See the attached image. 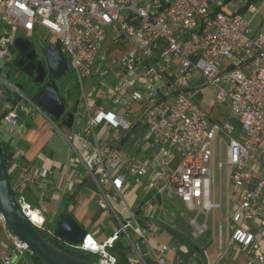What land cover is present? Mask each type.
<instances>
[{
	"label": "built area",
	"instance_id": "obj_1",
	"mask_svg": "<svg viewBox=\"0 0 264 264\" xmlns=\"http://www.w3.org/2000/svg\"><path fill=\"white\" fill-rule=\"evenodd\" d=\"M225 1L0 0V69L16 60L17 37L37 46L36 27L56 35L76 88L72 99H63L65 112L73 114L72 127H60L36 102L29 103L66 142L72 162L83 170L78 179L89 181L97 206L119 225L101 241L84 232L78 244H70L55 235L40 208L13 190L37 231L67 249L97 256L100 264L117 263L111 249L119 237L128 264H170L166 254L175 247L159 241L162 226L175 217L170 200L196 211L189 220L193 238L207 229L197 215L220 208V199L211 201V162L220 129L228 139L217 138L216 168L219 180L229 168L236 196L226 249L242 250L248 264H264L259 244L264 239V32L254 33L247 17L261 6L251 3L244 13H234ZM0 82L19 93L18 85L1 76ZM205 89L212 91L211 106L227 104L237 118L236 136L228 121L210 125L208 113L194 100ZM16 108L29 111L18 102L1 120L21 132L26 126ZM10 134L8 173L20 164L18 133ZM18 169L21 186L52 184L49 169L27 164ZM218 193L220 198V183ZM115 203L122 205L123 220ZM218 231L221 248L220 224ZM0 232L8 241L0 264H19L31 253L1 215Z\"/></svg>",
	"mask_w": 264,
	"mask_h": 264
},
{
	"label": "crops",
	"instance_id": "obj_2",
	"mask_svg": "<svg viewBox=\"0 0 264 264\" xmlns=\"http://www.w3.org/2000/svg\"><path fill=\"white\" fill-rule=\"evenodd\" d=\"M194 77L198 78V75L194 74ZM212 95V91L209 89H205L203 93H196L194 95V100L208 113L210 125H214L215 122L220 123V118L217 117V108H220V106H226L229 109L227 104H216L211 106ZM12 100L14 99L0 89V114L14 106ZM18 102L20 101L17 100L16 103ZM26 108H28L29 111L24 114L22 119H20L24 122L26 128L21 132H18L16 127H11L8 123L0 119V144L11 153L12 148L10 144L13 137L11 136L10 131L18 133L17 151L15 152V155L16 157H19L17 159V162L20 163L19 167L23 164H27L34 170H39L41 168L51 170L52 174L49 178L52 184H26L21 186L19 184L20 170L18 167L9 170L12 188L13 190H16L18 194H22L29 203L40 208L43 211L47 222H54L58 214L65 212L70 214L71 217L83 228V223L85 221H93L96 213L92 210L91 206L87 204V201L83 200L81 188L84 185L77 176V172H80L82 167L80 164L72 162L73 154L70 148L62 137L57 136L54 133L45 118L29 107ZM220 114H222V112ZM25 117L27 118L26 120H24ZM227 121L231 122L229 117L224 119L223 122ZM238 130L239 129L236 130V127H234L235 136L236 131ZM216 135H218V138L222 137L220 132H216ZM225 137L227 140L228 136L225 135ZM9 165L10 163L8 162V168ZM219 183L220 208L211 209L207 216L204 214H198L197 220L201 217L202 219L200 222L205 221L207 225L210 214L213 219L217 217L218 225H221V248L219 247V235L217 240H214V237L203 235L208 230V226L206 231L197 237V239L200 237V241L197 243L189 240L188 237L174 228L172 219L169 224H165L164 227L162 226L159 236L160 242L169 243L175 247V250H169L166 254V258L170 264H248L249 259L242 250L236 248L226 249L231 233L228 240L224 241L222 238L223 204L221 179L219 180ZM228 184L229 198L226 210L229 222L231 223V226L229 227V230L231 231V212L236 196L231 191L229 175ZM41 204H44V206ZM115 204L116 207L123 212L122 205L119 203ZM184 209L187 212H192L185 207ZM91 232L95 233L96 237L99 236L98 229ZM259 244L264 253V239H260Z\"/></svg>",
	"mask_w": 264,
	"mask_h": 264
},
{
	"label": "rangeland",
	"instance_id": "obj_3",
	"mask_svg": "<svg viewBox=\"0 0 264 264\" xmlns=\"http://www.w3.org/2000/svg\"><path fill=\"white\" fill-rule=\"evenodd\" d=\"M245 0H231L226 4V10L227 11H233L234 9H237L244 5ZM257 7H260L258 12L252 16V14H247V17L251 20L250 21V28L254 33L257 32H264V0H259L258 2L254 3ZM35 39L37 41H42L46 44H51L54 42H57V37L52 32L46 30L43 27H36L35 29ZM19 56V53L17 50L13 49V57L17 59ZM65 58H67L66 55H64ZM0 76L3 77L6 83L8 84H15V85H22V88L19 90V93L13 92L10 87L7 86V84L0 82V89L3 90L5 93H7L12 99L19 100L24 107H29L32 109V105L29 103V100L36 102L34 99V96L36 95V88L31 85L30 78L25 75L21 70L18 68L15 63H9L7 65H3L0 69ZM59 92L66 101L69 100L68 98H73L76 94V88L74 86V78L69 76V72L66 71L65 74L60 78L55 80ZM69 93V94H68ZM217 107V106H216ZM217 117L220 118L219 124H224V119H227L229 117V122L234 127H236V130L239 129V123L237 118H233L231 116L230 110L226 106H220V108H217ZM222 112V114H220ZM216 114V113H215ZM54 122L59 125L61 124L59 120L54 119L52 116H50ZM27 118L25 117L24 120ZM54 133L57 136H60V134L51 127ZM64 129V128H63ZM65 130V129H64ZM216 132H220L223 139H226L225 135L220 129H217ZM61 137V136H60ZM217 138L218 135H216L214 140V149H213V157L211 162V168H212V175H211V201L212 202H218L219 201V171L216 168V161H217ZM81 172L83 173V170L81 169ZM228 175H229V168L225 166L222 169L221 172V192H222V238L224 241L229 239L231 231L229 230V227L231 226V223L229 222L228 213L226 210L228 198H229V184H228ZM83 187L81 188V193L83 196V200L87 201V204L91 206L92 210L96 213L95 219L93 221H85L83 223V229L87 232L95 231L98 229L99 236L96 238L98 241L103 240L105 237L110 235L112 232L116 231L119 227L118 221L116 218L112 215L107 213V211L100 209L96 204V193L93 189V187L90 185L89 181L87 179L82 181ZM172 204V208L175 212V217L173 218L172 224L174 225V228H176L178 231H180L183 235L188 237L189 240H192L194 242H199L200 237L193 238L192 237V227L189 225V220L193 218L196 214V211L187 212L182 202L177 199L173 198L170 200ZM44 206V204H41ZM129 206H132V203H129ZM119 211V218L124 219V215L122 212H120V209L117 208ZM139 216V215H138ZM201 217L197 220L198 222L201 221ZM51 224L53 221L50 222ZM208 230L203 234L205 236H211L214 237V240H217L219 231H218V219L215 217L212 218L211 214L209 215L208 221H207ZM128 232L132 235V231L128 229ZM3 244L7 245L8 241L5 237V235L0 232V250L3 248ZM141 251H145V247L142 244H139ZM94 259H97V256H93ZM148 261V260H147ZM19 264H34L30 255L28 253H25L21 259L19 260Z\"/></svg>",
	"mask_w": 264,
	"mask_h": 264
},
{
	"label": "water",
	"instance_id": "obj_4",
	"mask_svg": "<svg viewBox=\"0 0 264 264\" xmlns=\"http://www.w3.org/2000/svg\"><path fill=\"white\" fill-rule=\"evenodd\" d=\"M38 46L44 49L46 66L39 61L33 63L36 56L35 46L24 37L19 36L14 41V49L20 55H25L27 62L19 58L16 65L22 67V71L33 78L35 83L42 85L48 72L51 79L44 87L36 93L34 99L37 105L48 115L59 120L60 124L70 129L73 122V114L65 112V103L60 96L59 88L55 80L60 79L67 68V61L61 52L60 43L43 44L38 41ZM22 85H18L20 90ZM18 119L24 117V111L20 108L15 109ZM0 215L9 230L24 243L28 250L44 264H100L92 262L71 253L48 242L27 220L23 214L16 196L13 192L8 169L2 153L0 151ZM84 229L73 219L61 220L55 227V235L60 239L70 243L78 244L84 234ZM86 254V252H83Z\"/></svg>",
	"mask_w": 264,
	"mask_h": 264
},
{
	"label": "trees",
	"instance_id": "obj_5",
	"mask_svg": "<svg viewBox=\"0 0 264 264\" xmlns=\"http://www.w3.org/2000/svg\"><path fill=\"white\" fill-rule=\"evenodd\" d=\"M231 0H226L225 1V4H227L228 2H230ZM259 0H245L244 2V5L235 9L233 12L234 13H244L247 9V7L249 6V4L251 3H256L258 2ZM16 62H17V59L14 61L15 65H16ZM75 86V85H74ZM61 96V94H60ZM62 98V96H61ZM64 99V98H62ZM17 102V99H14L12 100V104L15 105ZM5 112H3L1 115H0V119H1V116L4 114ZM0 151L2 153V156L4 158V161L6 163V166L8 165V161L11 157V153L2 147V145L0 144ZM9 178H10V182H11V176L9 174ZM11 186H12V183H11ZM13 189V188H12ZM14 192V191H13ZM15 196L16 193L14 192ZM69 218H72L70 214L68 213H65V212H61L60 214H58L54 220V222L51 224L48 222V226L51 227L53 230L55 229V227L57 226V224L61 221V220H64V219H69ZM164 227V226H163ZM85 232H87L86 230H84ZM38 232H40V234L48 241L50 242L51 244L59 247L60 249L68 252V253H71L75 256H78L80 258H83V259H86V260H89V261H92V262H95L97 259H94L92 255L90 254H84L83 252H80V251H75V250H71V249H67L65 248L64 246H62V244H60L57 240L56 237H52V236H49L43 232H41L40 230H38ZM173 234L175 235V233L173 232ZM177 236V235H176ZM111 251L117 256V263L116 264H128L127 262V252H128V249L127 247L125 246L122 238H118V240L115 241L114 245H113V248L111 249ZM33 263L34 264H44L43 262H41L37 257H35L33 254H29Z\"/></svg>",
	"mask_w": 264,
	"mask_h": 264
},
{
	"label": "flooded vegetation",
	"instance_id": "obj_6",
	"mask_svg": "<svg viewBox=\"0 0 264 264\" xmlns=\"http://www.w3.org/2000/svg\"><path fill=\"white\" fill-rule=\"evenodd\" d=\"M38 42V41H37ZM43 44H46V43H44V42H42ZM35 52H36V56H35V58L32 60V62L33 63H36L37 61H39L40 62V64H42V65H44V66H46V61H45V58H44V49H42L40 46H35ZM19 58H22L23 60H24V62H27L28 60H27V58L25 57V55H20L19 54V56H18V58H17V60L19 59ZM18 68L21 70V72H23L22 71V67H19L18 66ZM24 73V72H23ZM25 74V73H24ZM25 75H27V74H25ZM28 76V75H27ZM29 78H30V80H31V85H33L35 88H36V93L38 92V91H40L43 87H44V85H45V83L48 81V80H50L51 79V76L49 75V73L47 72L46 73V78H45V81H44V83L42 84V85H40V84H38V83H35L34 81H33V78L32 77H30V76H28Z\"/></svg>",
	"mask_w": 264,
	"mask_h": 264
}]
</instances>
